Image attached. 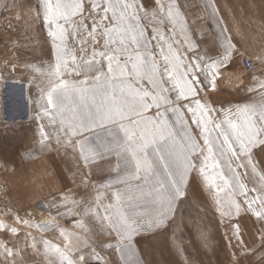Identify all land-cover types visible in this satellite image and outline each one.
Returning a JSON list of instances; mask_svg holds the SVG:
<instances>
[{
  "label": "snow or ice",
  "instance_id": "snow-or-ice-1",
  "mask_svg": "<svg viewBox=\"0 0 264 264\" xmlns=\"http://www.w3.org/2000/svg\"><path fill=\"white\" fill-rule=\"evenodd\" d=\"M205 11L222 35L215 53L201 52L178 0H152L151 6L144 0H38L36 17L54 49L42 112L53 131L41 123L39 143L46 149L54 139L78 165H107L108 172L99 182L95 206L84 210L110 237L101 252L54 220L35 225L59 230L63 246L43 241L45 255H55L59 264H86L82 248L96 264H148L137 238L153 231L176 236L178 213L198 183L221 215L238 214L242 205L235 197L242 196L246 210L264 221V194L242 179L249 169L256 174L264 160V154L257 159L253 152L264 145V80L251 88L257 101L224 111L222 118L212 114L215 109L201 90L214 89L238 49L214 0H207ZM58 199L49 208L55 207L58 216H74L75 226L87 231L76 216L77 202L67 195ZM17 222L33 227L19 217ZM183 229L205 237L195 220L191 225L184 220ZM0 231L19 234L3 221ZM182 236L183 231L178 247ZM260 239L264 248V233ZM36 244L32 237L31 247L38 251ZM23 252L0 243V254L11 257V264Z\"/></svg>",
  "mask_w": 264,
  "mask_h": 264
},
{
  "label": "rangeland",
  "instance_id": "rangeland-1",
  "mask_svg": "<svg viewBox=\"0 0 264 264\" xmlns=\"http://www.w3.org/2000/svg\"><path fill=\"white\" fill-rule=\"evenodd\" d=\"M144 2L152 5V0ZM206 2L178 0L190 34L200 44L201 52L215 53L222 35H218L220 27L215 19L207 16ZM214 2L223 13L221 15L219 11V15L225 16L222 18L228 31L233 29L236 33L230 35L237 49L246 52L241 57H236V53L233 55L229 66L216 78L214 89L201 90L203 100L215 109L212 114L222 118L224 111H235L237 106L258 100L251 88L257 80H264V64L260 63L264 58V26H260L264 23V0ZM37 4L38 0H5V4L0 5V221L19 231L14 237L8 231H0V243L24 249L21 256L16 257V264H20L21 259L25 264H59V258L53 254L45 255L43 247V241L63 246L59 230L41 231L35 225L54 220L63 228L77 232L91 248L101 252V245L110 237L100 222L85 215L84 210L95 206L99 182L108 172L107 165L100 168L78 165L72 154H66L54 139L46 149L39 143L41 123L48 132L53 131L42 112L54 49L50 46L46 27L36 17ZM69 44L79 48L77 40H70ZM245 60L251 61V71L244 68ZM253 152L260 159L264 145H258ZM260 175H264V160L256 174L249 169L242 179L249 188L255 187L258 194H264L260 190ZM65 195L80 206L76 216L83 221L87 231L75 226L74 216H58L55 207L49 208L54 200L59 203L58 198ZM101 195L107 193L101 192ZM235 199L241 203V211L221 215L208 189L198 183L178 213L181 227L175 230L176 236L153 231L137 238L145 260L148 264H264L260 239L264 221L246 210L244 197ZM6 210L11 215L5 216ZM17 217L30 221L33 227L18 223ZM184 220L189 225L195 220L203 228L205 237L202 238L195 229L184 230ZM182 231L183 246L178 247L177 237ZM32 237L36 239L38 251L31 247ZM26 241L28 247H25ZM81 252L87 257L86 264H96V258L89 255L88 248H82ZM103 254L107 255L108 250L104 249ZM72 255L75 258L76 254ZM11 259L0 254V264H11Z\"/></svg>",
  "mask_w": 264,
  "mask_h": 264
},
{
  "label": "crops",
  "instance_id": "crops-1",
  "mask_svg": "<svg viewBox=\"0 0 264 264\" xmlns=\"http://www.w3.org/2000/svg\"><path fill=\"white\" fill-rule=\"evenodd\" d=\"M219 11H220V13H221V15L223 14L222 12H221V8L219 9ZM223 18H225V16L223 15L222 16ZM231 20V23H232V20H233V16L230 18ZM233 24V23H232ZM261 27H263L264 26V23H261V25H260ZM229 29V28H228ZM232 34V35H234V34H236L235 33V31L232 29V31H230L229 30V34ZM262 37L264 38V34H262ZM262 41H264V39H262ZM245 50H238V52L236 53V57H241V56H244L245 55Z\"/></svg>",
  "mask_w": 264,
  "mask_h": 264
},
{
  "label": "built area",
  "instance_id": "built-area-1",
  "mask_svg": "<svg viewBox=\"0 0 264 264\" xmlns=\"http://www.w3.org/2000/svg\"><path fill=\"white\" fill-rule=\"evenodd\" d=\"M244 68H245L247 71H251V69H252V64H251V61H250V60H245V61H244Z\"/></svg>",
  "mask_w": 264,
  "mask_h": 264
},
{
  "label": "bare ground",
  "instance_id": "bare-ground-1",
  "mask_svg": "<svg viewBox=\"0 0 264 264\" xmlns=\"http://www.w3.org/2000/svg\"><path fill=\"white\" fill-rule=\"evenodd\" d=\"M61 164V163H60ZM153 249V248H152ZM177 254V253H176ZM174 259V258H173ZM156 261V260H155Z\"/></svg>",
  "mask_w": 264,
  "mask_h": 264
}]
</instances>
